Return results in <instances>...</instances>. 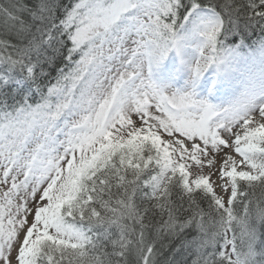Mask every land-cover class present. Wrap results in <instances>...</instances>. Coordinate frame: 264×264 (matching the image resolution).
<instances>
[{
  "label": "snow or ice",
  "instance_id": "obj_1",
  "mask_svg": "<svg viewBox=\"0 0 264 264\" xmlns=\"http://www.w3.org/2000/svg\"><path fill=\"white\" fill-rule=\"evenodd\" d=\"M0 264H264V0H0Z\"/></svg>",
  "mask_w": 264,
  "mask_h": 264
},
{
  "label": "trees",
  "instance_id": "obj_2",
  "mask_svg": "<svg viewBox=\"0 0 264 264\" xmlns=\"http://www.w3.org/2000/svg\"><path fill=\"white\" fill-rule=\"evenodd\" d=\"M66 3L70 2V0H65ZM55 75V73H53V76ZM190 259V258H189Z\"/></svg>",
  "mask_w": 264,
  "mask_h": 264
}]
</instances>
